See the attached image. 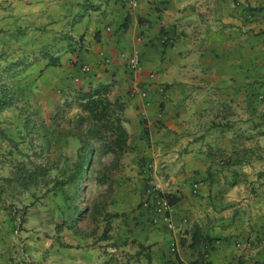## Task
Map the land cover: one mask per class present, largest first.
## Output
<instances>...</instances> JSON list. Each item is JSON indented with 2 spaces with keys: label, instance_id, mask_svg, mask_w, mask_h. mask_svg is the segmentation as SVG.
<instances>
[{
  "label": "crops",
  "instance_id": "crops-1",
  "mask_svg": "<svg viewBox=\"0 0 264 264\" xmlns=\"http://www.w3.org/2000/svg\"><path fill=\"white\" fill-rule=\"evenodd\" d=\"M131 1L43 0L9 22L20 31L16 55L33 66L22 78L31 101L51 112L65 95L107 89L123 104L127 133H136L145 160L139 172L155 177L163 169L168 177L158 186L180 199L131 215L128 232L151 247L152 264H191L194 228L212 239L200 246L207 264H264V96L258 66L247 64L254 51L230 28L233 2ZM135 53L139 71L129 67ZM49 56L57 66L47 67ZM35 211L15 229L0 204V264H49L54 255L60 264L113 263L102 244L77 240L61 249L34 222Z\"/></svg>",
  "mask_w": 264,
  "mask_h": 264
},
{
  "label": "rangeland",
  "instance_id": "rangeland-1",
  "mask_svg": "<svg viewBox=\"0 0 264 264\" xmlns=\"http://www.w3.org/2000/svg\"><path fill=\"white\" fill-rule=\"evenodd\" d=\"M231 2V15L235 16L232 23H235L230 24V28H237L238 33L245 37L248 43L245 44L251 48L248 46L246 52L249 49V52L254 51V61L250 60L247 64L258 66L260 78L257 89L264 96V0ZM41 3L43 0H0V20H4L6 27L4 32H0L5 37L0 45V100L3 96L10 100L9 107L0 109L1 207L9 214L11 221L14 219L15 229L22 228L29 209L35 207L34 222L41 224L42 228L46 226V234H51L54 241L56 238L61 249L71 248V244L82 240L91 248L102 244V253L111 255L112 264H124L126 261L144 263L145 253H141L139 258L135 257L139 251L138 243L128 232V224H134L131 215L140 208L159 210L157 194H168L169 187H159L158 184L165 182L168 175L161 172L163 169L155 177L139 172V165L144 164L145 160H138L139 152L134 147L137 136L131 129L123 153L114 150L115 153H108L99 159L98 147L102 142L90 143L94 148L89 157L90 168L80 179L68 181L78 155L88 153L90 144L62 137L54 131L49 120L65 101L73 100L77 91L65 95L51 112L31 101L22 78L33 66H27L26 58L21 59L16 55L20 31L7 29L11 24L9 22L15 18L22 19L32 7ZM237 22L238 26L235 25ZM31 56L34 60L32 64H35L43 58V52H35ZM78 112L75 105L67 108L63 123L65 128L75 125L72 117ZM260 121L263 131L264 115ZM27 123L31 126L28 130L25 128ZM123 124L126 129L124 118ZM31 165L42 166L46 175L41 176L37 185L23 188L19 183L22 167L30 168ZM61 181L67 182L63 189L54 188V183ZM26 197L29 201L25 200ZM19 198L21 204L18 203ZM75 209H86V213L71 222L69 216ZM115 214L117 217H111ZM108 238L112 242L105 244ZM63 239L69 241L68 245L62 243ZM110 245L111 252L108 253ZM56 257L52 256L53 261L49 264H60L59 260L55 261Z\"/></svg>",
  "mask_w": 264,
  "mask_h": 264
},
{
  "label": "trees",
  "instance_id": "trees-1",
  "mask_svg": "<svg viewBox=\"0 0 264 264\" xmlns=\"http://www.w3.org/2000/svg\"><path fill=\"white\" fill-rule=\"evenodd\" d=\"M129 19L126 18L125 26ZM47 67L57 66V59L48 57ZM72 105H75L79 110L78 114H75L73 118L74 126L65 128L63 125L64 118L67 114V108L70 109ZM10 106V100L3 96L0 100V109ZM124 106L118 101H111L109 98V91L107 89H99L94 91H77L71 102H64L55 114L50 118L51 127L56 133L62 135V137L72 140H79L82 144L89 145L92 142H102L98 147L97 156L99 159L103 158L108 153H115L119 151L125 152L128 143V133L123 124ZM30 123V122H29ZM25 124L26 130L31 128L30 124ZM85 149V148H83ZM88 153H80L77 157V163L74 166L73 174L69 177L68 181L77 180L83 177L86 171L90 168V155L94 151V148L90 144L88 146ZM116 150V151H114ZM85 151V152H87ZM22 177H20L19 183H22V187L35 186L41 176L45 177L46 170L42 166L31 165L30 168L26 166L22 167ZM67 182H56L54 188L63 189ZM160 198L165 201L167 207L176 205L180 199L171 194L158 193ZM83 212V213H82ZM86 213L85 211L75 209L69 216L71 222L78 220L80 214ZM111 217H117V214ZM72 228L71 226L69 227ZM190 250L194 253L195 259L191 264H207L203 253L200 252V246L206 242L212 241L211 238L204 235L200 228H194L190 237ZM150 246H143L138 244V253L135 254L136 258L141 256V253H145L144 260L135 261L134 264H152L150 257ZM124 264H132L130 261H126Z\"/></svg>",
  "mask_w": 264,
  "mask_h": 264
},
{
  "label": "built area",
  "instance_id": "built-area-1",
  "mask_svg": "<svg viewBox=\"0 0 264 264\" xmlns=\"http://www.w3.org/2000/svg\"><path fill=\"white\" fill-rule=\"evenodd\" d=\"M133 4L135 3V1H131ZM141 63H142V60H141V55L139 54V53H135L132 57H131V59H130V61H129V67H130V69L132 70V71H139L140 69H141ZM83 71L84 72H87L88 71V68H86V67H84L83 68ZM158 196V200H157V203H158V205H159V210L158 211H160V209L161 208H167V205H166V203H165V201H163L162 200V198H160L159 197V195H157Z\"/></svg>",
  "mask_w": 264,
  "mask_h": 264
}]
</instances>
